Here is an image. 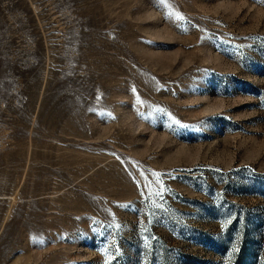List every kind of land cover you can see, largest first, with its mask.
Returning a JSON list of instances; mask_svg holds the SVG:
<instances>
[{
  "label": "rangeland",
  "instance_id": "rangeland-1",
  "mask_svg": "<svg viewBox=\"0 0 264 264\" xmlns=\"http://www.w3.org/2000/svg\"><path fill=\"white\" fill-rule=\"evenodd\" d=\"M0 264H264V0H0Z\"/></svg>",
  "mask_w": 264,
  "mask_h": 264
}]
</instances>
